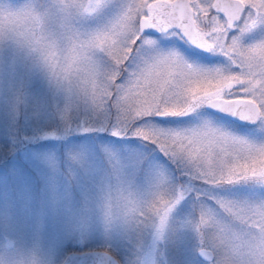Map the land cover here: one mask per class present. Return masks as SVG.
Segmentation results:
<instances>
[{"label": "rangeland", "instance_id": "obj_1", "mask_svg": "<svg viewBox=\"0 0 264 264\" xmlns=\"http://www.w3.org/2000/svg\"><path fill=\"white\" fill-rule=\"evenodd\" d=\"M125 3L126 0H110L98 13L83 20L84 27L105 26L119 14ZM152 35L158 38L163 50L175 47L198 64L217 66L228 63L223 55L186 45L176 37H164L157 32ZM242 40L245 44L264 40V23L244 33ZM96 51L102 56L107 50L100 47ZM10 55L5 52L4 63L0 66V214L11 213L18 229L26 236L30 237L39 227L45 243L52 247L58 260L64 262L69 252L102 251L105 247L98 223H91L85 230L76 229L64 208L69 200L73 208H78L83 198L81 185L89 183L84 177H80L79 184L69 182L67 152L70 149L86 148L101 171L108 167L105 150L110 149L136 184L141 189L148 188L146 199L150 211L140 217V223L153 231L157 227L167 230L172 240L167 247L171 264H207L197 252L206 245L210 235H220L228 209L241 204L238 200L264 199V184L255 181L230 183L237 179V173L255 175L264 171L261 162L264 156L233 168L226 156L213 161L211 155L199 151L198 144L191 161H182L176 167L155 144L137 136H117L106 130L107 121L101 124V117L93 115L86 106L73 110L71 118L78 124L89 122L91 130L50 134L64 124L56 98L39 72L27 73L17 65L13 73L9 67ZM21 77L25 80L29 103L14 111L9 102V85ZM152 119L170 127H189L210 119L249 140L236 143L234 156L246 154L252 142L264 143V122L259 121L253 127L238 126L204 108L187 116ZM47 155L57 160V171L53 172L43 163V157ZM211 176L216 178L210 179ZM53 177L57 194L61 197L55 205L50 188ZM127 250L125 241L114 242L112 251L117 258L123 260Z\"/></svg>", "mask_w": 264, "mask_h": 264}, {"label": "clouds", "instance_id": "obj_2", "mask_svg": "<svg viewBox=\"0 0 264 264\" xmlns=\"http://www.w3.org/2000/svg\"><path fill=\"white\" fill-rule=\"evenodd\" d=\"M110 0H0V66L5 52H10L9 67L15 73L17 65L27 73L39 72L47 81L64 121L54 131L62 135L86 131L92 124L74 122L73 110L86 106L93 115L98 111L89 103V97L102 84V77L111 71V65L96 49L118 48L128 27L115 32L106 42H98L96 35L103 27L88 29L86 17L103 9ZM130 51V49H128ZM9 102L13 110L29 103L25 80L21 77L10 83ZM108 167L100 170L86 148L67 152L68 180L80 183V177L89 181L81 185L82 202L73 208L69 200L64 208L73 227L87 229L99 224L105 239L100 253L105 264H171L167 247L172 242L166 229L153 231L140 223V217L150 211L147 204L148 188L141 189L120 166L110 150H105ZM43 163L58 170L52 155L43 157ZM94 177H96L94 179ZM52 202L57 204L55 179L50 185ZM223 230L219 236L210 235L201 249L207 264H264V199L241 203L228 209ZM127 243L123 260L114 255L113 244ZM0 264H63L45 243L39 227L31 236L21 232L11 213L0 214Z\"/></svg>", "mask_w": 264, "mask_h": 264}, {"label": "snow or ice", "instance_id": "obj_3", "mask_svg": "<svg viewBox=\"0 0 264 264\" xmlns=\"http://www.w3.org/2000/svg\"><path fill=\"white\" fill-rule=\"evenodd\" d=\"M261 23L264 0H126L108 27L96 35V40L107 47L106 42L115 32L130 29L120 47L102 53L111 71L89 97L101 117L99 122L106 120V130L114 135L137 136L155 144L176 167L182 161H191L198 144L199 151L211 155L213 161L226 156L233 168L258 160L264 156V143L252 142L246 154L234 156L236 143L249 140L210 119L194 126L170 127L152 118L182 117L210 107L241 119L264 122V40L252 44L242 40L244 33ZM149 30L221 54L228 63L201 65L175 47L163 50ZM236 175L230 183L264 184V171Z\"/></svg>", "mask_w": 264, "mask_h": 264}, {"label": "water", "instance_id": "obj_4", "mask_svg": "<svg viewBox=\"0 0 264 264\" xmlns=\"http://www.w3.org/2000/svg\"><path fill=\"white\" fill-rule=\"evenodd\" d=\"M149 31L154 32V30H149ZM205 109L218 116L230 119L233 122L239 125H242V126H254L258 122V121H249V120L241 119L239 117H236V116H233L227 113H223V112H218L215 109H212L210 107H205ZM201 249L198 250V257L201 260L205 261L204 254L201 251ZM101 252H102L101 250L86 251L82 253L71 252L67 255L63 264H105L104 257L100 255Z\"/></svg>", "mask_w": 264, "mask_h": 264}, {"label": "flooded vegetation", "instance_id": "obj_5", "mask_svg": "<svg viewBox=\"0 0 264 264\" xmlns=\"http://www.w3.org/2000/svg\"><path fill=\"white\" fill-rule=\"evenodd\" d=\"M150 34H154V32L153 33H150ZM184 44H186V45H189V46H192V45H190V44H187V43H184ZM194 47V46H193Z\"/></svg>", "mask_w": 264, "mask_h": 264}]
</instances>
